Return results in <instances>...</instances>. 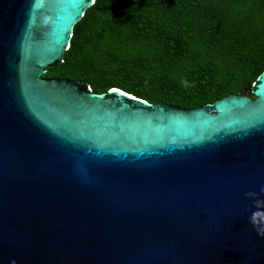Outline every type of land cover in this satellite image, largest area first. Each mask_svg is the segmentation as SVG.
<instances>
[{"label":"water","instance_id":"95a60500","mask_svg":"<svg viewBox=\"0 0 264 264\" xmlns=\"http://www.w3.org/2000/svg\"><path fill=\"white\" fill-rule=\"evenodd\" d=\"M94 3L0 0V264H264V70L191 108L46 77Z\"/></svg>","mask_w":264,"mask_h":264},{"label":"trees","instance_id":"16d2710c","mask_svg":"<svg viewBox=\"0 0 264 264\" xmlns=\"http://www.w3.org/2000/svg\"><path fill=\"white\" fill-rule=\"evenodd\" d=\"M263 70L264 0H95L45 76L191 108L254 96Z\"/></svg>","mask_w":264,"mask_h":264},{"label":"clouds","instance_id":"9594fccd","mask_svg":"<svg viewBox=\"0 0 264 264\" xmlns=\"http://www.w3.org/2000/svg\"><path fill=\"white\" fill-rule=\"evenodd\" d=\"M182 84H183V86L188 87V82L186 80L185 81H182ZM245 195L248 198L260 197L261 195H264V187H261L260 188V192L259 193L254 192V191H249V192H246ZM255 203L260 204V203H264V201H262V200H256ZM254 215H255V213H253V216ZM251 219L252 218L250 217V221H251ZM10 264H16V261L15 260H12L10 262Z\"/></svg>","mask_w":264,"mask_h":264}]
</instances>
